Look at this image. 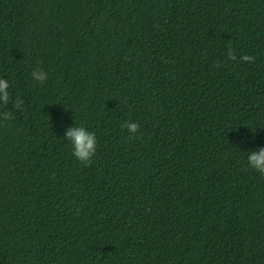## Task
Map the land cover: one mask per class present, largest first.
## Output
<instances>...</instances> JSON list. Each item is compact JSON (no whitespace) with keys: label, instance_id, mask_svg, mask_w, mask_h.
<instances>
[{"label":"trees","instance_id":"16d2710c","mask_svg":"<svg viewBox=\"0 0 264 264\" xmlns=\"http://www.w3.org/2000/svg\"><path fill=\"white\" fill-rule=\"evenodd\" d=\"M0 78V264H264V0H0Z\"/></svg>","mask_w":264,"mask_h":264},{"label":"clouds","instance_id":"9594fccd","mask_svg":"<svg viewBox=\"0 0 264 264\" xmlns=\"http://www.w3.org/2000/svg\"><path fill=\"white\" fill-rule=\"evenodd\" d=\"M227 58L229 60L235 61L237 59L234 50L231 45L228 46ZM254 57L250 55H242L240 60L243 62H254ZM214 67L219 68L220 63L217 62ZM32 79L44 83L48 79V73L43 69H33L31 73ZM9 82L5 78H0V107H5L11 101V96L9 93ZM14 106L19 110L23 106V99L19 96L12 101ZM12 113L5 110L0 112V120L10 121L12 119ZM126 128L131 134H135L139 131L140 125L133 121H125L121 126ZM252 130V129H251ZM256 130V129H255ZM255 130L252 132L255 133ZM64 138L69 141L72 145L73 155L85 166H90L92 163V158L96 153L97 149V139L94 132L89 131L84 126H72L68 127L65 131ZM248 164L256 169L259 173L264 175V147H259L257 149L251 150L248 153Z\"/></svg>","mask_w":264,"mask_h":264}]
</instances>
